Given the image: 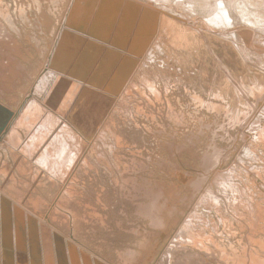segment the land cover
Segmentation results:
<instances>
[{"label": "rangeland", "instance_id": "1", "mask_svg": "<svg viewBox=\"0 0 264 264\" xmlns=\"http://www.w3.org/2000/svg\"><path fill=\"white\" fill-rule=\"evenodd\" d=\"M0 1H2L1 5H6L9 7V10H11L10 13L14 14V17L16 14H18V7L22 6L24 8V6H26V9H28L29 11V8L27 6L31 4L30 1L28 3V0ZM38 1H41L43 7L47 6L46 0ZM64 1L65 2H63L60 6L54 7V11L52 10L53 16H55V18H57L58 16V23L56 21L54 25L55 30L57 29L56 27H58L60 21L63 18V14H65L67 5L70 0ZM99 1L100 0H93V4L90 3L89 0H77V2L73 1L75 2V7H77V9L74 7V9L76 10L75 13L78 14V19L80 18V22L83 21V23H85V28L87 29H84V31H80L82 33V37L76 36L74 40L76 44H80V42H88L89 39L92 40L93 38L101 41V44L108 48L110 56L116 55V42L117 45H119V49H123L125 47L123 50L121 49L123 52H125V55L123 57L124 66L119 67L118 65H116L114 67L111 66L110 69L107 68L103 70V73L108 74L107 78L99 74L100 71L98 72L99 78L96 82V90L93 89L91 93L93 104L92 106L88 105L87 112L89 113L83 114L82 110H85V108H83L81 104L79 105V110L84 117V119L82 118V121L79 119L78 121L73 122L72 125L65 127L52 125L54 115H52L49 111H46L41 106L40 98L46 100L49 107H56L58 114L61 117V115H63L64 113V106L62 103H57L60 101H72L76 104L80 100L82 95V92H79V89H76V87L71 88L69 86H65L61 88L60 86V90L57 93L58 99L54 98V100L51 101L49 99H46L44 96H38L37 105L38 107L40 106L42 112L41 115L37 117V121H39V123H36L35 127L30 126V128H28L27 126H23L19 129V131L17 130L16 132H12L11 129H9L11 132L8 134L9 136L5 140L6 142L9 137L22 138L27 135H32L36 138H40L41 142H48V140L52 141L53 143H48L51 145V149L54 154H57L58 150H61L64 147L68 149V154L70 156L68 160H70V163L67 164L65 162L61 165V168H64L65 170L67 169V174L71 168L76 169L75 179H73L75 181L74 184L76 187H72L73 189H75L72 197H61L64 199L61 200L60 207L62 211L65 212V214H63L64 216L62 215L64 225L59 228V232L67 237H71L70 235L72 234V237H76L86 249H89L93 253H96L98 256L103 258L106 264H136L138 263L137 260L140 259L139 257H141L138 255L141 250L139 246L143 244L145 247V245L149 243L151 237V235L149 234L151 229L148 227L149 215L145 219L141 214V216L139 215V212L140 210L141 212L144 211L143 213L149 212L147 214L156 212L152 208L153 201L148 200L149 198L147 194L145 195L143 193V196V194H141L142 192L139 193L136 188H140V186L145 188L146 185L149 186V184L155 182V180L162 183H167L171 179V177H169L170 173H179L184 177H181L183 179H181V183H179V185L177 186L178 199L176 202V206L177 204L178 206L172 208L170 207L171 210L170 208H167L168 211L166 210V213L164 212L165 207H163L162 209L164 215L163 213H161L162 209L160 208V210H158L159 213L156 212L157 214H155L157 217L159 216V214H162V216L165 218L167 215L168 219H174V229L167 234L168 237H166V239L160 242L157 253L153 254V257L151 256V259L149 258L148 262L145 263L264 264V186H261V189L254 188L251 179L252 177H254V175H256L255 173H258L256 177H259L264 185V120L261 119L259 122L261 134L255 135L256 133L254 134L253 132H251L250 134L252 138L248 139L247 141L244 137L245 133L243 132H246L247 127H250L251 123L248 124L249 121L251 122V119L252 122L254 121V111L253 113L252 111H249L251 115H248V119H246L244 116L245 114H247V111H244L243 107H240V104L244 105L249 103L248 105L253 108L255 104L254 102L256 101L255 98H253L251 95L247 97L240 96V99L242 100H236L234 98L235 96L233 91L234 88L239 86L246 87L248 90L252 89L255 82L258 85L264 87V35L259 34L258 36L257 34L256 39L254 37V46L256 49H258V51H260H256L253 53L250 52L249 54L245 53L247 57L245 56V58H243L241 54H238L235 49L232 48V45H230L224 39L211 36L209 33L207 34L203 30L201 31L204 33H200L198 35H195L194 37H191L188 35V33H186V31H181L178 26V28H176V26L165 28L163 27L159 30L158 19H156L155 22H151L149 19V25L147 26L148 33H146L145 39H139V41L136 42L133 47H129L126 43V40L129 37H114L107 26L103 27L102 33L99 31V26H89L88 21L92 17V14L94 13ZM142 1L148 2V0ZM85 8L87 9L85 10ZM90 9L91 11H89ZM32 13L35 14L34 9H32ZM83 13L84 15H82ZM27 16L31 24H34L32 25L34 27L36 24V18L29 13ZM82 16L84 18H82ZM55 18L52 17L53 20ZM15 22L16 26L20 28L22 37H24L23 30H27L26 26H24L19 20H15ZM195 27L198 28L199 25L196 24ZM191 31L192 30H188V32L190 33ZM135 33L136 32H134V34ZM28 34L29 37H41V35L38 33H35V36L31 35L30 33ZM96 34H98L99 37H95ZM72 35L75 34L73 33ZM261 35L263 36L261 37ZM49 37L51 38L50 45L48 46V49L50 51L51 46H54L56 37ZM130 38H132L134 41L137 40V37ZM157 38L160 39L157 44L159 46L157 50L158 52L154 53V62H148L144 59L146 56V52L150 48V45L155 43L154 41ZM189 40L192 42H190ZM181 42L182 44H180ZM140 45L144 46H142L140 49ZM64 51H67L70 57L68 61L61 64L62 68L67 74L66 80H70L75 83L87 86L86 84L91 83L92 81V72L89 70L87 74H83L78 69L79 64L77 63V61L80 57L78 49L76 48ZM256 53L259 54L256 55ZM50 55L51 52L49 53L48 59L46 57L43 60L42 66L34 73L32 77L27 75L29 82L27 81L25 82V84L27 83L28 88L27 92L24 93L23 97L21 98V101H23L30 94L32 87L35 84L36 79L34 80V78L39 77L41 71L46 69V67L48 66ZM260 57H263V60H261ZM34 60L35 59H33L32 61ZM94 60L99 59L98 57H94ZM215 61L216 63H213ZM143 62L144 65L142 64ZM27 66L30 67V70H33L34 68V64L32 63L31 65ZM142 66L145 68L143 69ZM223 66L226 67L231 74V81L233 84H228L226 76L221 69ZM68 67H70L71 69L67 70L66 68ZM139 73L144 74L146 83L148 85L141 84V81L137 76L139 75ZM129 82H136V89H132L131 92H129L128 97L125 99L123 91L127 87H130L127 85ZM227 84L229 87L228 89H225ZM149 88H152L153 92H151ZM226 90L229 91L227 92ZM60 92L64 93L66 96L59 97ZM225 94L230 96L229 99H227ZM245 100H247V102ZM235 109H238L239 111L242 110L241 113L243 114L241 116L243 121L240 118L238 124H232L230 120L231 111ZM90 115H94L93 121L89 120ZM25 121H27V119ZM241 122L244 124L247 123L245 124L247 125V127L244 126V124H242ZM26 124L31 125V122H27ZM239 124H241L242 130L238 129L239 127L237 125ZM103 126H106V128L112 134L113 141L109 139L108 145H111V148L112 146H114L113 150H115L113 151L112 157H107L108 159L104 156L103 158L105 159H99V161L90 159V161L87 162V166H90L92 171H89L88 168L84 167L86 163H79L78 161L82 154H86V152L84 153V151L87 146H95V158H102V153L105 149L100 144V141H98L97 132ZM248 131L249 129H247V132ZM240 134L242 138H239ZM233 139H236V142ZM170 143L174 147V150H172L174 152H171L172 155H169L171 149L167 150L164 146L167 144L171 145ZM41 144L42 143H40L39 146H42ZM243 146H245L248 151H253L252 153L254 155L252 154L249 156L248 154L244 155V153H241L245 149V147ZM214 147L217 148H215L214 150ZM8 148L9 145L3 146V149ZM95 148H92L90 151H88V153H90L91 151H95ZM106 152L107 148L105 150V153ZM201 154L202 156H200ZM240 154H242L243 156H241ZM219 155L222 157H220ZM32 156L30 155V153L26 154L25 158L27 159H23V161L21 162L23 163V165H26V172L29 171L25 175L16 172L18 169L16 170V165L14 164V166L12 162H10L11 159L7 161L8 163H11L7 166L11 168V170L14 169L16 178L19 177V180L21 182L29 180L28 176H31V178H33L36 176V174L39 175V169L35 168V166H31L35 164L34 161H32L31 159L32 163H29ZM91 156H93V152ZM245 156H247L246 159ZM251 156L253 158H251ZM87 157H89V155L86 156V158ZM207 158L209 160H207ZM240 158L243 162L240 160ZM234 160L237 161L234 162ZM207 161L209 162L207 163ZM114 162L117 163V167L112 166L115 165ZM21 163L19 165H22ZM51 163L53 167L58 164L56 160L52 161ZM233 163L235 164L233 165ZM242 167L244 171L239 170L242 169ZM33 168L36 170H34ZM113 168H118L117 171H120L119 180H117L114 174L115 171L113 172ZM212 173L215 175H213ZM222 173L224 176L222 175ZM67 174L64 175V177H60V183L64 182ZM214 177L216 178L214 179ZM219 177L224 179L223 183L225 184L223 187H221L222 189L224 188L225 191L224 189L222 190L220 188L219 181L217 180ZM126 179L128 181H126ZM38 180H41V177H38ZM132 180H135L134 184L131 183ZM193 181L195 182V184L199 181L200 183L195 185ZM190 182H192L193 184ZM249 182L251 185L249 184ZM191 184L194 187L191 186ZM226 187H228V189H226ZM134 188L136 191L134 190ZM232 188L233 190L235 189L234 192L232 191ZM204 189L206 191H204ZM207 191L211 192L215 196L217 202L216 205H212L210 203V199L208 198L209 196L207 197ZM229 191L231 194L229 193ZM50 192L48 193L45 190L42 191V194H44V198L46 196L45 200L48 199V202H46L48 204H50V202L53 201V198L57 196L59 190L56 191L55 188L54 190L51 189ZM148 192L149 190L147 191V193ZM37 194L39 195V192ZM201 194L204 195L201 197ZM191 195H193V197ZM243 195L245 196L243 197ZM57 198L58 196L56 197V199ZM223 200H225V202ZM150 201L151 203H149ZM195 202L199 203L195 204ZM234 202H238L239 204L241 203L242 206H235ZM131 203L138 207L140 206V210ZM193 205H195L197 208ZM254 205L257 207H255ZM141 206H144V208L142 209ZM148 206L150 207L148 208ZM246 206H248L247 209ZM147 208L150 209V211H147ZM262 208L263 210H261ZM176 210L179 211V213ZM255 211L256 213L260 212L258 213L260 215L256 214ZM253 214H255L256 216ZM69 215H75L73 221L69 219ZM236 217L237 219L240 217L241 218L237 220ZM187 218L190 219L188 220ZM201 218L203 220H199ZM223 219L226 221H224ZM260 219L263 220V222ZM183 221L185 223H183ZM190 224L191 226L193 224L192 228H190L191 232H193V238L191 239L190 236L186 237L184 235L182 237L185 243L184 246H182L184 249L176 246L178 248V252L176 251V253L173 255L176 256H172L169 262H167L168 259L165 260V257H169V254H166V250H168V248H175V246L171 244L172 242H174L176 245L177 239H175V235H179V233L183 232L181 231L184 230L183 226L185 228H188ZM251 227H253L254 230ZM210 230L212 231L210 232ZM233 232L235 233L233 234ZM203 235L205 237H203ZM178 240L180 242L181 239L178 238ZM236 241L238 244L236 243ZM203 245L206 248L202 247ZM205 250L207 252L209 250L212 252L209 251L208 253H206ZM220 250L223 252L220 253ZM235 250L237 252H235ZM41 251L43 250L41 249ZM129 251L132 253L134 252V255L131 253L130 255ZM201 251L205 252V255L209 254V256H202ZM28 252L29 246L27 250L26 260L29 256ZM124 252H127L128 254L125 255ZM117 254L122 258L118 257ZM210 255H212V259L210 258ZM223 256L226 257V260H223ZM227 256L230 257L228 259L229 261L227 260ZM240 257L243 259H241ZM247 257H249V261L247 260ZM131 259H135V261H133L132 263ZM127 261H130V263Z\"/></svg>", "mask_w": 264, "mask_h": 264}, {"label": "bare ground", "instance_id": "2", "mask_svg": "<svg viewBox=\"0 0 264 264\" xmlns=\"http://www.w3.org/2000/svg\"><path fill=\"white\" fill-rule=\"evenodd\" d=\"M29 1L31 2V4H29V6L30 5L36 6V5H34L35 4L34 2H36V3L39 2V4L41 2L38 0H28V3H29ZM46 1H47V3H46L47 6H44V7L47 8V10L49 12L52 10L54 11V7H58L63 3V0H46ZM73 1L77 2V0H70L69 1L68 5H67V10L65 11V14H63L64 16H63L62 20L60 21L58 27H56L57 28L56 30L54 29V25H55V22L57 21V19L55 18V16H53V14H52L53 12L51 13V17H54L55 19L54 20L52 19V22L48 21V25H45V29L47 30L49 36L56 37V40L54 42V46L52 45L53 49H52V46H51L52 51H51V49L49 51L48 47L44 51L39 50L37 48V46H35L37 49L34 48L35 50L38 51V55H37L38 61H37V63H35L34 66L38 67V69H40V67L42 66L43 60L46 57L48 59L49 53L51 52L50 58L48 60L49 64L46 67V69L41 71L39 77L34 78V80L36 79L35 84L32 87L30 94L23 101H21V98L23 97L24 93L21 96L16 94L17 97L14 95H11L13 92L16 93V91L19 90L18 89V88H20L19 85L23 84L26 80H29L27 77V70L22 66V64L20 62L22 60V58L20 57V55H18V53H21V52L20 51L18 53L15 52L11 56V54H9L6 49L2 50V52L4 51L3 52L4 58L10 64V65H8V67H10L9 72L11 74V69H13V71H12L13 75L11 76V78L8 76L9 78L5 77L3 79V77H2L3 80H2V84L0 85V165H1V167H0V264H14L15 262H16L15 264H27V263L38 264L39 262H41V264H106V262L103 260V258L98 256L96 253H93L89 249H86L76 237H72V234L70 235L71 237H67L64 234L59 232V228L62 225H64V220H62V215L65 214V212H63L61 207H60L61 200L64 199L61 197H67V198L72 197L74 192H75V189H73L72 187L75 186V184H74L75 181L73 179H75L76 169L71 168L67 174V169L65 170L64 168H61V165L64 164L65 162L67 164L70 163V160H68L70 158V156L68 154V149H66L64 147L63 149L58 150L57 154H54L52 152L51 145L48 143V142L51 143L52 141L48 140V142H41L40 138H36L32 135H27V136H24L22 138L21 137L20 138L9 137V139H7V141L5 142L6 138L9 136L8 134L11 131L12 132H16L17 130L19 131V129L23 126H25V127L27 126L28 128H30V126L35 127V124L39 123V121H37V119H38L37 117H39L41 115L42 110H41L40 106L38 107V105H37L38 96H44L46 99L53 101L54 98H57V93L60 90V86H61V88L65 87V86L66 87L69 86L71 88L76 87V89H79L78 90L79 92H82V95H81L80 100L76 104L72 101H70V102L60 101L57 103V104L62 103L64 106L63 115H66V116L61 115V117L58 114L56 107L55 108L49 107L46 100H43L40 98L41 106L46 111H49L52 115H54L52 125L65 127V126L72 125L73 122H76L79 119L82 121V118L84 119V117L82 116V113L79 110V105L81 104L83 106V108H85V110H82L83 114L89 113V112H87L88 111V105L92 106V104H93V100L91 98V93H92V90L95 89L96 82L98 81V78H99V74H101L102 76L107 78L108 74L103 73V70H105L107 68L110 69L111 66L114 67L116 65H118L119 67L124 66L123 57L125 55V52H123L122 50L125 47L123 49L121 48L122 50L119 49V45H117L116 42H115V48H116L115 49L116 50L115 56H110V52H109L108 48L103 46L101 44V41H98L94 38L92 40L89 39L88 42H85V43L80 42V44H76V42L74 40L76 38V36L82 37V33L80 31H84V29L85 30H87V29L85 28V23H83V21L80 22V18L78 19L79 16H78V14L75 13L76 12V10L74 9L75 2H73ZM1 2L2 1H0V37H3L2 38L3 40H0V47L7 48L8 45H6V44H8V42L6 41V39L9 35L6 32H4L5 26H6L5 23L9 24L11 22L9 19L5 20L4 15H7V16H9V18H11V13H10L11 10H9L8 6L1 5ZM89 2L93 4V0L92 1L89 0ZM76 5H78V4H76ZM83 6H84V4H83ZM75 8L77 9V7H75ZM87 8H85V10ZM89 8H90V5H89ZM89 11H91V9ZM89 14H90V12H89ZM82 15H84V13ZM82 18H84V17L82 16ZM149 19L151 22L152 21L155 22V20L158 19L159 30L163 27L165 28V27L176 26V28L179 27V29L181 31H186V33H188V35L191 37H194L195 35H198L200 33L205 32L207 34L209 33L211 36H215V37L224 39L226 42H228L230 45H232V48L235 49V51L238 54H241V56L243 58H245V56H246L245 53L249 54L250 52L253 53L256 51L257 52L260 51V50L258 51V49L255 48L253 41L255 42L257 34H258V36H259V34L264 35V0H228V1H225V0H148V2L142 1V0L141 1L140 0H100L99 3H97V7L95 8V11L92 14V17L89 19L88 24L91 27L99 26L100 27L99 31L101 33L103 32V27L107 26L108 29L110 30L111 34L114 37H129V38L130 37H137L136 41H134L132 38H130V39L128 38L126 40V43L128 44V46L133 47L136 44V42L139 41V39H145V35H146V33H148L147 26L149 25ZM2 20L5 23H3ZM57 23H58V21H57ZM196 24L199 25L198 28L195 27ZM1 27H3L4 29H2ZM188 30H192L193 32L191 31V33H190V32H188ZM201 30H203L204 32H202ZM134 32H136V33L134 34ZM73 33L75 35H72ZM242 33H244V34H242ZM263 35H261V37ZM95 37H99L98 34H96ZM254 37H255V39H254ZM168 38H169V36H168ZM158 41H160V39L157 38L154 41L155 43L150 45V48L146 52V56L144 55L145 56L144 59L146 61L154 62V59H155L154 53L158 52L157 50L159 48V46L157 45ZM190 42H192V41H190ZM180 44H182V42ZM261 44H263V43H261ZM142 46H144V45H140V49ZM76 48L78 49L79 56H80L78 58V61H77V63L79 64L78 69L83 74H87L89 70L92 72L91 73L92 81H91V83H87L86 84L87 86L75 83V82L70 81V80H69L70 82L67 81L66 80L67 74L65 73V70L61 66V64H63L64 62H66L70 59L68 52L64 51V50H71V49H76ZM257 54H259V53H256V55ZM92 55H93V58H92ZM99 55L102 58H100ZM94 57H98L99 60H94ZM261 60H263V57L261 58ZM0 63H1V61H0ZM24 63L28 64L27 61H25V59H24ZM213 63H216V61ZM263 63H264V61H263ZM142 64L144 65V62ZM162 64H163V62H162ZM144 68L145 67H143V69ZM2 69H4V66L2 67ZM66 69L70 70L71 68L68 67ZM221 69L226 76V80L228 81V84H233L231 81L232 80L231 74L229 73L228 69L224 66ZM99 71H100V73L98 74ZM9 72L7 71L4 73H9ZM63 76H65V77H63ZM137 76H138L139 80L141 81V84H144V85L147 84L146 78L144 77L143 73H139V75H137ZM17 82H19V83H17ZM13 83H14V85H13ZM228 84L226 85L225 89H228V87H229ZM127 85L130 87L129 88L127 87L128 89L126 88L123 91L125 99L128 97L129 92H131L132 89H136V82H134V83L129 82ZM235 86H236V84H235ZM235 86H233V87H235ZM149 90H151V92H153L152 88H149ZM226 91L228 92L229 90H226ZM233 91H234V96H235L234 98L236 100H239L241 98L240 96L247 97V96L251 95L253 98H255V101H256V102H254L255 104H254L253 108L248 105L249 103L244 104V105L240 104L241 105L240 107H243V110L247 111V114H245V116H244L246 119H248V117H247L248 115H251L249 111H252V113L254 111V113H253L254 114V121L252 122V119H251V122L249 121V123H248V124L251 123L250 127H247V125H245L247 123L244 124L241 122L242 124H244V126L247 127V129H249V131H248L249 133L247 132V129H246V132H243V133H245V136H244L245 139L248 141V139L252 138L251 134H250L251 132H253L254 134L256 133L255 135L261 134L260 128H259L260 127L259 122L261 119L264 120V94H263L264 87H262L261 85H258L255 82L254 87L252 89L248 90L246 87H240L239 86V87L234 88ZM69 93H70V91H69ZM2 94H5V95L2 96ZM6 94H10L12 97L6 96ZM60 96L62 97V96H66V95L64 93L60 92L59 97ZM225 96L227 97V99H229V97H230L227 94H225ZM240 100H242V99H240ZM245 101L247 102V100H245ZM243 102H244V100H243ZM52 109H54V110H52ZM241 111H239L238 109L231 111L230 120H231L232 124H238L239 123L240 118L243 115L241 113ZM26 119H27V121H25ZM89 120L93 121L94 115H90ZM241 120H242V118H241ZM245 120H244V122H245ZM27 122H31V125H27L26 124ZM247 122H248V120H247ZM237 126L239 127V128L237 127L239 130L242 128L241 124H239ZM9 129H11V131ZM260 137H262V136H260ZM97 138H98V141H100V144L102 145V147L105 150L107 148V152L105 153V150H104V152L102 153V158L99 157L96 159L95 158L96 148H95V146L92 147L90 144L91 147L87 146L85 148L84 153L86 152V154H82V156L80 157V159L78 161L79 163H81V162L86 163V165H84V167L88 168L89 171H92L91 167L87 166V162L90 161V159L95 160V161L96 160L99 161V159H105L108 156L112 157L113 151L115 150V149L113 150L114 146H112V148H111V145L110 146L108 145L109 139H111V141H113V136L109 132V130L106 128V126H103V127H101V129L98 130ZM239 138H242L241 134H240ZM106 141H107V143H106ZM252 141H254V140H252ZM40 143H42L41 144L42 146H39ZM4 145H9V148L3 149ZM97 145H96V147H97ZM164 146L167 150L171 149L169 155H172L171 152H174V151H172V150H174L173 145L167 144ZM210 147H212V146H210ZM243 147H245V146H243ZM92 148L93 149L95 148V151H91L90 153H88V151H90ZM215 148H217V147H214V150H215ZM227 150H228V148H227ZM92 152H93V156H91ZM249 152L250 151H248V149H246V147H245L244 151L241 153H244V155L248 154L249 156L253 154L252 153L253 151L250 153ZM29 153L31 156L33 155L30 158L29 163L31 164L32 161H34L35 164L31 165V166H33V167L35 166V168H38L40 172L37 171L39 173V175L36 174V176L33 178H31V176L30 177L28 176L29 180H27L25 182H21L19 180L18 176H17L18 178H16V174H15L14 169L11 170V168H9L7 165L8 164L10 165L11 164L10 162H12L13 165L14 164L16 165V170L18 169L16 172L25 175L29 171L26 172V170H27L26 165L25 164L23 165V163H21V162L23 161V159H25V160L27 159V158H25V156H26V154H29ZM88 155L90 158L89 157L86 158V156H88ZM240 155L243 156L242 154H240ZM103 156L105 158H103ZM200 156H202V154ZM220 157H222V156H220ZM246 157L247 156H245V159H246ZM251 158H253V157L251 156ZM10 159H11V161L8 163L7 161ZM31 159H32V161H31ZM55 160L57 161L58 164L53 167L51 162L55 161ZM207 160H209V159L207 158ZM240 160H241V158H240ZM236 161L237 160H234V162H236ZM208 162L209 161H207V163ZM20 163L22 165H19ZM97 163H99V162H97ZM212 164H213V162H212ZM234 164L235 163H233V165ZM238 164H239V162H238ZM112 166L117 167L118 165H117V163H115V165H112ZM203 166H204V163H203ZM240 166H241V164H240ZM211 167H212V165H211ZM229 168H230V166H229ZM60 169H62V170H60ZM117 169L118 168H115V169L113 168V172L115 171L114 174H115L117 180H119L120 179V173H119L120 171H117ZM34 170H36V169H34ZM56 170L61 175L59 173H57ZM130 170H132V169H130ZM239 170H243V167H242V169H239ZM204 171H205V169H204ZM248 171H250V170H248ZM230 172H231V170H230ZM251 172H252V170H251ZM66 174H67V177L65 178L64 182L60 183L61 182L60 177H64V175H66ZM167 174H168V172H167ZM219 174H221V173H219ZM255 174L257 175L258 173H255ZM213 175H215V174H213ZM222 175H223V173H222ZM256 175H254V177L251 178L252 184L254 185V188L261 189L260 187L264 186V185L261 182V180L259 179V177H256ZM38 177H41V180H38ZM169 177H171V179L167 183H164V182L162 183V182L156 181V180H155V182H153V180H152L153 183H150L149 186L146 185L145 188H143L142 186H140V188H138V187L136 188L139 193L142 192L141 194H143V193L145 195L147 194V196L149 198V199L148 198L147 199L153 201L152 202V204H153L152 208L158 213H159L158 210H160V208L162 209L163 207H165V210H164V212H165L167 210V208L169 209L170 207L172 208V207L178 206V204L176 206V202L178 199L177 198L178 197L177 196V192H178L177 186L179 185V183H181L180 182L181 179H183L181 177H184V176L180 175L179 173H170ZM216 177H217V175H216ZM216 177H214V179ZM233 177H235V176H233ZM230 179H231V177H230ZM217 180L219 181L220 188L222 189V187L225 184V183H223L224 179L219 177ZM238 180H237V182H238ZM126 181H128V180L126 179ZM211 181H213V180H211ZM134 182H135V180H132L131 183L134 184ZM143 183H144V181H143ZM190 183H192V182H190ZM199 183H200V181L196 184H199ZM201 183H202V181H201ZM192 184H191V186H193ZM194 184H195V182H194ZM249 184H250V182H249ZM210 186H209V189H210ZM212 186H213V183H212ZM55 188H56V191L59 190L58 194L55 192L57 194L58 198L56 199V197H57L56 196L55 198H53V201H51L50 204L46 203V202H48V199L45 200L46 196L44 198V194H42V191L45 190L49 193L51 189L54 190ZM205 188H206V186H205ZM214 188H215V186H214ZM233 188H232V191L234 192L235 189L233 190ZM244 188H245V186H244ZM226 189H228V187H226ZM134 190H135V188H134ZM148 190H149V192L147 193ZM229 190H230V188H229ZM204 191H206V190L204 189ZM224 191H225V189H224ZM263 191H264V189H263ZM38 192H39V195L37 194ZM207 192H208V194L207 193L206 194H207V197L209 196L208 198L210 199V203L212 205H216L217 202H216L215 196L211 192H209V191H207ZM229 193H230V191H229ZM50 194H51V192H50ZM144 194H143V196H144ZM263 194H264V192H263ZM36 195H38V196H36ZM193 195H191V196L193 197ZM203 195L201 194V197ZM244 196L245 195H243V197ZM182 199H183V197H182ZM151 201L149 203H151ZM223 201L225 202V200H223ZM238 202H239V198H238ZM238 202H234L235 206L241 205V203L239 204ZM149 203H148V205H149ZM198 203L195 202V204H198ZM131 204H133V203H131ZM146 204H144V205H146ZM201 204H203V203H201ZM212 205H210V206H212ZM134 206H136V205H134ZM193 206L196 207L195 205H193ZM149 207L150 206H148V208ZM185 207H187V206H185ZM247 207L248 206H246V209H247ZM255 207H257V206H255ZM136 208H139V210H140V206L139 207L136 206ZM143 208H144V206L142 207V209ZM148 208H147V211L148 210L150 211V209H148ZM171 208H170V210H171ZM263 208L261 210H263ZM259 211H260V209H259ZM140 212H141V210H140ZM140 212H139V215L141 214L145 219L149 215V219H148L149 225L148 224L147 225L151 229L150 233H149L151 235V237H150L149 243L147 245H145V247L143 244H142L143 246L142 245L139 246L141 248L140 253L139 254L136 253V254L141 256V257L138 256L141 260L138 259L137 260L138 263H136V264H139V260H140V264H146L148 262V259L151 256L153 257V254L157 253L160 242H162L164 239H166V237H168L167 234L169 232L173 231L175 221H174V219H168L167 215H166V218L163 217L162 214H159V216L157 217L155 215V214H157L156 212L154 213L151 211L152 214H147L149 212L143 213L144 211L141 213ZM177 212L179 213V211H177ZM192 212H194V211H192ZM134 213H135V211H134ZM161 213H163V209H162ZM232 213H230V214H232ZM251 213H252V211H251ZM255 213H256V211H255ZM258 213H260V212H258ZM258 213H256V214H258ZM235 214H236V212H235ZM262 214H263V212H262ZM163 215H164V213H163ZM253 215H255V214H253ZM258 215H260V214H258ZM258 215H257V218H258ZM68 217L71 221H73L75 215H73V216L69 215ZM240 218H238V219H240ZM84 219H85V217H84ZM187 219L189 220L190 218H187ZM194 219H195V216H194ZM236 219H237V217H236ZM192 220H193V218H192ZM199 220H203V219L201 218ZM263 220H261V221L263 222ZM85 221H86V219H85ZM224 221H226V220H224ZM183 223H185V222L183 221ZM244 225H246V224H244ZM192 226H193V224H192ZM192 226H191V224H190V226H188V228H185L183 226L184 230H181L183 232L179 233V235H175L176 236L175 239L178 240V238H180L181 240H180V242L178 240V243L176 240V245L174 242L171 243L172 245L175 246L174 249L167 247L168 250H166V254L167 255L169 254V257H167V256L165 257V260L168 259L167 262H169V260L176 253V251L178 252L177 247H180L181 249L183 248L182 246H184L185 243H184L182 237L184 235L186 237L190 236L191 239L193 238V232H191V229H190V228H192ZM246 227H248V226H246ZM251 228H253V227H251ZM253 230H254V228H253ZM211 231L212 230H210V232ZM234 233L235 232H233V234ZM134 234H136V233H134ZM203 237H205V236L203 235ZM218 237H220V236H218ZM240 239H241V237H240ZM172 241H175V240H172ZM249 241H252V240H249ZM191 243H192V241H191ZM211 243H212V241H211ZM236 243H237V241H236ZM28 246H29V252H28L29 256L26 260ZM202 247H205V246L203 245ZM213 247H215V246H213ZM41 249L43 251H41ZM245 249H246V247H245ZM236 250H235V252H237ZM208 252L206 251V253H208ZM210 252H212V251H210ZM222 252L223 251H221L220 253H222ZM124 253H125V255L128 254L127 252H124ZM124 253H122V254H124ZM130 253L134 255V252L132 253L129 251V254ZM206 253L202 252V256L208 257L209 254L205 255ZM40 256H42V257H40ZM117 256H118V254H117ZM175 256H173V257H175ZM224 256H223V260H226V257H224ZM118 257H121V256H118ZM128 258H130V257H128ZM210 258L212 259V255H210ZM229 258L230 257H228L227 260ZM248 258L249 257H247V260H248ZM241 259H243V258H241ZM133 261H135V259L132 260V263H133ZM200 261H202V260H200ZM214 261H216V260H214ZM127 262L130 263V261H127ZM199 263H201V262H199ZM242 263H243V261H242ZM251 264H253V263H251Z\"/></svg>", "mask_w": 264, "mask_h": 264}, {"label": "flooded vegetation", "instance_id": "3", "mask_svg": "<svg viewBox=\"0 0 264 264\" xmlns=\"http://www.w3.org/2000/svg\"><path fill=\"white\" fill-rule=\"evenodd\" d=\"M63 2H65V1L63 0ZM34 3H35L34 5H36V6H32V5L27 6L29 8V11H28V9H26V6H24V8L22 6H20L18 8V14H16L15 17H13L14 15L12 13H11V18H9V16H7V15H4V19L5 20L9 19L11 23L6 24L2 20L3 23H5V25H6L4 32H6L9 36L6 39V41L8 42V44H6V45H8L7 48L0 47V49H1L0 50V61H1V63H0V85L2 84V80L5 77L11 78V76L13 75L12 74L13 69H11V74L9 72L10 67H8V65H10V64L4 58V55H3L4 51L2 52L3 49H6L8 51V53L11 54V56L15 52L18 53L20 51L21 53H18V55H20V57L22 58V60L20 62L22 64V66L27 70V75L32 77L34 75V73L38 70V67L34 66L33 70H30V67L27 65H30L31 63L35 65V63H37L38 51L34 49V48H36L35 46H37V48L39 50L44 51L50 45L51 38L49 37L47 30L45 29V25H48V21L52 22V17H51L52 11L49 12L47 10V8L42 6L41 2H40V4H39V2H37V3L34 2ZM32 9H34L35 14L32 13ZM28 13L32 14V16L34 14L33 17L36 18L35 19L36 24L34 27L32 26L34 24L33 23L31 24L30 20L28 19V16H27ZM57 18H58V16H57ZM15 20H17V21L19 20L24 26H26L27 30L26 31L23 30L24 31V33H23L24 37H22V35H21L20 28L16 26ZM1 28L4 29L3 27H1ZM28 30H29V32H28ZM28 33H30L33 36H35V33H38L41 35V37H29ZM2 38L3 37H0V40H3ZM24 59H25V61H27L28 64L24 63ZM32 59H35V60L32 61ZM3 66H4V69H2ZM7 71L9 73H4ZM2 77H3V79H2ZM27 81L29 82V80H26L25 82H27ZM25 82L23 84L19 85L20 88H18L19 90L16 91V93L13 92L11 95L16 96V94H18L21 96L23 93H26L28 86H27V83L25 84ZM17 83H19V82H17ZM13 85H14V83H13ZM4 95L5 94H2V96H4ZM11 95L6 94V96L12 97Z\"/></svg>", "mask_w": 264, "mask_h": 264}, {"label": "crops", "instance_id": "4", "mask_svg": "<svg viewBox=\"0 0 264 264\" xmlns=\"http://www.w3.org/2000/svg\"><path fill=\"white\" fill-rule=\"evenodd\" d=\"M27 264H29V263H27ZM38 264H41V262H39Z\"/></svg>", "mask_w": 264, "mask_h": 264}]
</instances>
